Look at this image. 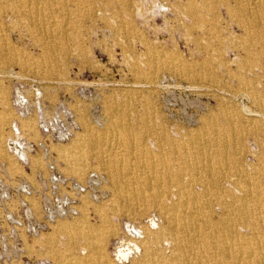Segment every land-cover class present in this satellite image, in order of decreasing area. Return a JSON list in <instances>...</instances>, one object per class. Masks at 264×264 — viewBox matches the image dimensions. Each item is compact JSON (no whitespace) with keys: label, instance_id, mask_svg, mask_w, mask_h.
<instances>
[{"label":"rangeland","instance_id":"rangeland-1","mask_svg":"<svg viewBox=\"0 0 264 264\" xmlns=\"http://www.w3.org/2000/svg\"><path fill=\"white\" fill-rule=\"evenodd\" d=\"M72 2L0 0V264H226L189 250L182 210L162 211L182 188L201 231L207 218L230 238L264 233V202L254 227L237 212L244 180L264 190V5ZM225 116L226 150L209 152L229 159L194 164L192 136Z\"/></svg>","mask_w":264,"mask_h":264},{"label":"bare ground","instance_id":"bare-ground-1","mask_svg":"<svg viewBox=\"0 0 264 264\" xmlns=\"http://www.w3.org/2000/svg\"><path fill=\"white\" fill-rule=\"evenodd\" d=\"M25 1V0H22ZM74 3H76L78 9H83L84 7L87 8L91 5L92 2H95L96 0H72ZM98 1V0H97ZM106 1H110V0H106ZM252 1V0H251ZM258 2V6L260 5H264V0H255ZM37 2V1H36ZM72 2V3H73ZM204 2V0H203ZM29 3V2H28ZM61 4V3H60ZM93 4V3H92ZM21 6V5H20ZM28 7V6H27ZM245 7V6H244ZM40 9V8H39ZM246 9L249 11L248 7H246ZM77 10V9H76ZM264 10V9H263ZM242 13V12H241ZM254 14V13H253ZM244 16V15H243ZM249 16V14H248ZM249 18V17H248ZM52 20V19H51ZM46 21V20H45ZM258 21V20H257ZM53 23V21H52ZM51 23V24H52ZM60 23V22H59ZM251 21L250 20H245L244 22V28L246 30V33L249 34L250 32V25ZM258 24V23H257ZM60 27V25H59ZM42 28V27H41ZM44 28V27H43ZM50 28V27H49ZM62 30V29H61ZM50 31V30H49ZM56 34V33H55ZM50 36V35H49ZM47 47V46H46ZM169 65V64H168ZM241 82V84L243 86H247L248 82H246L244 79H240L239 80ZM240 84V85H241ZM243 88V87H242ZM247 88V87H246ZM257 95V94H256ZM252 98V97H251ZM255 99H259L260 101L263 100L262 98L258 97V96H254ZM264 98V96H263ZM264 102V101H263ZM264 115V114H263ZM233 116V115H232ZM229 117V116H228ZM232 119H236V117L234 118H226L222 120L224 121L223 123V127L225 129V131H220L216 128V125L209 124L207 126L204 127V131L201 130V132H197V134L195 133V135L192 136V142L195 144V146L193 147L191 151L192 155H193V159L195 162L194 164H198V163H203V161H205L206 165L205 167L207 169H211L214 167V164L216 165L218 162L215 161V159L212 157L213 154H216L218 156H220L221 161L222 159L224 160L223 162H225L227 159H229L225 153L226 150V143L228 142V138L229 135H231L232 131V125L236 122H234ZM239 119V118H238ZM240 123L245 125V119L240 118ZM234 122V123H233ZM247 123H251L247 122ZM246 123V124H247ZM250 125V124H249ZM248 126V125H247ZM246 128V127H245ZM243 130V129H242ZM209 131H213V135H210ZM233 133V132H232ZM236 134V133H235ZM238 134V133H237ZM233 135V134H232ZM189 137V136H188ZM213 137V138H212ZM232 137V136H231ZM211 140H210V139ZM233 138V137H232ZM231 138V139H232ZM240 139V137L238 138ZM124 140H127V137H125ZM190 141V140H189ZM213 141V142H212ZM234 141V140H232ZM231 141V142H232ZM240 142V141H239ZM233 143V142H232ZM231 143V144H232ZM215 144V145H214ZM236 143H234L233 145L235 146ZM239 144V143H238ZM241 144V142H240ZM232 145V146H233ZM173 146V145H172ZM181 146V145H180ZM192 146V145H191ZM224 147L222 148L224 151L222 152H218V153H211L209 152V150H211L213 147ZM231 146V145H230ZM233 146V147H234ZM209 147V148H208ZM184 148V146H183ZM190 149V148H189ZM216 151V150H214ZM176 153V152H175ZM233 154H237V153H233ZM175 155V154H173ZM231 155V154H230ZM238 155V154H237ZM217 156V157H218ZM233 156V155H232ZM235 156V155H234ZM215 157V156H214ZM230 157V156H229ZM237 157V156H236ZM218 161V160H217ZM216 162V163H215ZM222 163V162H221ZM224 164V163H223ZM218 165V164H217ZM226 165V164H224ZM239 165V164H238ZM202 166V165H201ZM196 167V165H195ZM219 167V166H217ZM216 167V168H217ZM226 167V166H225ZM224 167V168H225ZM215 168V169H216ZM227 168V167H226ZM220 169V168H219ZM196 170V169H195ZM221 170V169H220ZM203 171V170H202ZM209 170H206V172ZM258 177L264 180V169H257L256 170ZM211 173V171L209 172ZM220 173H218L219 175ZM251 174V173H250ZM205 175H209V174H205ZM214 175V174H213ZM217 175V173H216ZM235 175V174H234ZM239 175V174H238ZM237 176V175H236ZM245 176V175H244ZM253 176V175H252ZM255 176V175H254ZM209 177V176H208ZM241 177V176H240ZM172 178V177H171ZM247 178V177H246ZM222 179V178H220ZM219 179V180H220ZM242 179V178H241ZM243 180V179H242ZM212 180H210L211 182ZM176 182V181H175ZM220 182V181H219ZM218 183V181H217ZM260 181H249V180H244L243 184H242V193L246 192V196H244V198H240V200L238 201L239 205H238V218L239 221H241L242 223H247L248 225L251 226H256V225H252V222H250V220L248 219L249 214L251 213L252 207L254 208H259L258 205L261 202H264V190L260 189L261 186ZM205 185V183H203ZM182 185V184H181ZM187 185V184H186ZM192 185V184H191ZM203 185V187H204ZM212 185V184H211ZM207 186V185H206ZM214 186V185H213ZM184 187V186H183ZM186 187V186H185ZM179 188V187H178ZM192 188V187H191ZM204 190V189H203ZM192 191V190H191ZM205 191V190H204ZM211 191V190H210ZM222 191V190H221ZM193 192V191H192ZM207 192V190L205 191ZM227 192V191H226ZM222 194V193H221ZM181 196L180 198L182 200H180L178 202V204H174L172 205L169 211V209L164 208L163 209V214L165 216H169L171 213L174 212V214L179 211L182 210L184 219H182V217H179L180 219H182L181 225H183L182 228V232L184 234V237L186 238L185 240L187 241V244L189 245V250L193 253L198 252L199 247L203 250H210L215 253H220L221 254V258H225V260H229L226 264H264V238H262L261 234H264L263 232H261L259 229H253L252 232V236L251 239H245V238H230L228 233V229L231 228L229 227V223L227 222V220H222L219 222H211L210 219L208 220L207 218L205 219V225L203 228L204 230L201 231L199 229V226L196 224V216L198 215L199 212V201H197L194 196H192L191 194L187 193V190H183L182 188L179 191V194L177 196ZM204 195V194H203ZM202 195V196H203ZM242 195V194H241ZM169 197V196H168ZM200 197V196H199ZM206 197V196H204ZM178 198V197H177ZM234 198V197H233ZM204 199V198H203ZM176 200V199H175ZM202 200V199H200ZM234 200V199H233ZM172 201V200H171ZM206 201V200H205ZM212 201V200H211ZM206 203V202H205ZM212 203V202H211ZM188 204L190 207H186L185 205ZM203 204V203H202ZM168 205V204H167ZM170 207V206H169ZM205 207V205H204ZM236 207V206H235ZM186 209H189L190 212H187ZM209 209V208H208ZM237 209V208H236ZM184 210V211H183ZM206 211V209H205ZM256 211H258L256 209ZM208 212H210L208 210ZM259 212L261 213V211L259 210ZM258 212V213H259ZM264 212V211H263ZM174 214H172L171 216H173ZM180 214V213H179ZM202 214V213H201ZM200 215V214H199ZM219 215V214H218ZM228 215V214H227ZM223 216V214H222ZM203 217V216H202ZM202 217L200 219H202ZM207 217V216H206ZM220 217V216H219ZM221 218V217H220ZM235 218V217H234ZM172 220V219H171ZM179 220V219H178ZM213 220V219H212ZM216 220V219H215ZM173 221H175L173 219ZM260 222V221H259ZM173 224V223H172ZM243 225V224H242ZM175 226V225H174ZM232 226V224H231ZM260 226V225H258ZM180 227V226H179ZM182 227V226H181ZM203 227V225H202ZM229 227V228H228ZM173 228V225H172ZM260 228V227H259ZM264 228V227H263ZM172 230V229H171ZM181 230V229H180ZM259 230V231H258ZM264 230V229H263ZM175 231V229H174ZM248 232V231H247ZM246 232V233H247ZM245 233V234H246ZM180 234V233H179ZM173 235V234H171ZM233 235V233H232ZM231 235V236H232ZM244 235V234H243ZM174 236V235H173ZM172 236V237H173ZM247 237V235H246ZM182 240L178 241L179 245L177 247V252L181 255V257H186V253L188 252L187 247H185L184 245V239L181 238ZM235 241V242H234ZM176 252V253H177ZM192 253V255H193ZM219 254V255H220ZM214 256V255H213ZM218 255H216L217 257ZM198 257V255H197ZM219 257V256H218ZM203 258V257H202ZM234 260V261H232ZM195 262H198L195 261ZM197 264V263H196ZM198 264H220L217 260L215 262H210V260H202L199 261Z\"/></svg>","mask_w":264,"mask_h":264}]
</instances>
